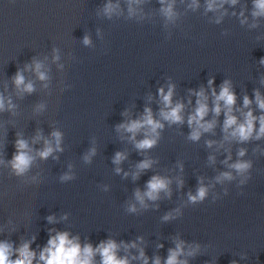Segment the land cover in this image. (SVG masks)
<instances>
[{"label": "water", "instance_id": "water-1", "mask_svg": "<svg viewBox=\"0 0 264 264\" xmlns=\"http://www.w3.org/2000/svg\"><path fill=\"white\" fill-rule=\"evenodd\" d=\"M109 2L119 5L110 17L103 12ZM166 3L173 4V20L162 13L159 0L132 4V15L129 0H0V95L5 97L0 112V242L14 252L31 242L38 254L49 229H56L93 247L109 239L135 241L137 248L121 246L118 251L130 264H143L133 259L141 248L149 264L155 256L163 262L177 240L184 242L180 259L187 264H264V138L224 140L223 113H209L207 119L217 124L199 141L188 139L187 124L194 92L203 88L212 106L210 79L217 93L225 80L231 82L238 117L249 110L243 107L245 95L253 100L249 107L254 114H261L254 92L264 96V15L253 16V0L224 3L214 11L206 10V0H197L198 6H192L193 0ZM33 60L43 63L48 79L24 71L34 91L18 94L13 77ZM170 84L175 85L173 102L185 104V122H164L157 145L138 151L117 126L139 118L146 107L159 119L163 105L158 90L167 92ZM9 98L14 110L7 109ZM39 105L43 108L37 111ZM53 131L62 133L63 150L47 160L36 157L27 173L14 174L9 161L17 134L35 156ZM38 133L43 138L33 143ZM142 138V133L136 137ZM208 141H214L211 147ZM93 148L95 154L86 162ZM117 152L127 156L119 165L113 163ZM143 159L155 163L134 179ZM237 160L249 161L251 167L237 173L229 167ZM224 172L233 178L217 181ZM66 173L72 178L61 180ZM153 175L171 181L170 195L146 199L144 208L135 192L145 191ZM201 183L207 196L191 202L189 193L195 195ZM129 204H136L137 211L129 212ZM168 213L173 218L165 221ZM48 216L57 222L50 224ZM192 249L195 254L187 255ZM95 260L100 264L98 255Z\"/></svg>", "mask_w": 264, "mask_h": 264}, {"label": "clouds", "instance_id": "clouds-1", "mask_svg": "<svg viewBox=\"0 0 264 264\" xmlns=\"http://www.w3.org/2000/svg\"><path fill=\"white\" fill-rule=\"evenodd\" d=\"M162 5L161 11L169 20H173L176 16L172 3H166V0H159ZM230 2L232 5L237 3V0H206L207 11H214L223 7L224 3ZM140 3V0H129V14L135 13V9L132 4ZM254 8L253 16L264 15V0H253ZM192 6H198L197 0H193ZM119 9L118 4L111 2L107 3L103 9V12L107 16H111ZM242 15V14H241ZM219 19L217 23H219ZM244 21H242L243 23ZM84 44H90V38L84 37ZM55 51V50H54ZM58 59V56H54V60ZM264 64V58L260 61ZM44 65L38 60H33L31 65H25L23 70H17L13 77V83L17 89L18 94L29 93L34 91V85L31 81L26 82L24 71H33L37 78L41 81L48 79L47 74L42 69ZM264 83V79L261 81ZM214 81L209 80L208 85L211 89V95L214 97L212 106L209 105V97L206 95L205 90L201 88L199 91L193 93L196 97L195 106L193 111L187 116V124L190 128L188 139L191 141H199L204 133L213 131L217 121L215 119L208 120L207 117L212 112L216 117H219L222 113L224 116L222 130L224 132V140H236L240 143L248 142L251 139L264 138V96L261 95L259 90L254 92V102L257 108L260 110V115L254 114L253 110L249 107L253 100L247 95L243 98V107L248 108L246 112L241 111V116H237L234 113V106L236 105V93L232 89L230 81L225 80L221 86L219 93L216 92L213 86ZM175 85L170 84L167 92L164 88L158 90L160 101L163 107L159 111V119L155 118L151 108L146 107L142 116L136 119H129L124 123L117 126V131L128 134V139L132 141L138 151L150 150L158 143L160 136V130L164 128V122L168 124H183L185 122L184 109L185 104L182 102H173ZM191 103V101H189ZM15 105L11 99L7 100V109L14 110ZM43 105L37 107V111L41 110ZM5 110V97L0 95V112ZM125 115H128L125 113ZM258 125V127H257ZM143 134V138L137 140L138 134ZM15 141V152L9 164L17 176H22L29 171L36 157L42 160H47L54 152L62 151L61 141L62 133L59 131H53L51 133V140L45 139L42 149L36 151L35 156L32 154L33 149L30 148L27 140L19 138L20 134H17ZM43 137L40 133L33 138V143L39 142ZM54 142V143H53ZM208 146L211 147L214 141H208ZM95 154V149H91L90 153L84 157L85 161H90L92 155ZM245 150L241 149L239 156L243 157ZM127 158L126 153L117 152L113 158V163L119 165ZM210 160L214 159L209 157ZM155 163L152 159H143L137 165V171L133 173V178L136 179L139 174L145 170L151 169ZM230 168L236 170L237 173L243 174L250 167L249 161L237 160L235 163L229 165ZM117 173L121 171L119 167L116 168ZM125 175H128L125 173ZM70 174H64L61 180L71 179ZM230 172H224L220 176L216 177L217 181L224 179H232ZM171 181L161 175H153L146 183V190L141 192L139 189L135 192V199L141 205L146 208V199L156 201L160 198V193L164 192L170 195ZM182 183V181L180 182ZM208 193V188L201 183L197 193L192 195L189 193V200L191 202L202 201L205 199ZM129 212H136V204H129ZM179 210H177L178 212ZM173 218L172 213L166 214L163 219L165 221ZM47 220L50 224L56 223L55 216H48ZM54 233V234H52ZM34 239V238H33ZM141 239L142 238H138ZM127 251L130 248H137L138 245L134 241L130 244H117L115 240L109 239L102 241L96 247L91 244L81 245L78 237H71L67 231H57L56 229H49V239L47 244L41 248L37 254L35 250L31 248V242L23 243L15 252L12 246L7 242H0V264H96L95 257H100V264H130V260L127 256L121 257L118 255L120 247ZM162 247V245H161ZM196 249L190 250L187 255H194ZM13 254L16 258L12 259ZM184 254V242L177 240L176 247L169 249V254L166 259L161 260L159 256L151 258V264H187L185 260H181V255ZM133 259H140L143 264H149V257H147L143 249H139V256L133 257Z\"/></svg>", "mask_w": 264, "mask_h": 264}]
</instances>
